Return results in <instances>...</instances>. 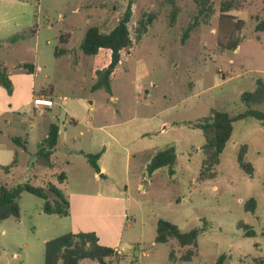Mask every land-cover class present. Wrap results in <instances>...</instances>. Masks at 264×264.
<instances>
[{
	"label": "rangeland",
	"instance_id": "374dc122",
	"mask_svg": "<svg viewBox=\"0 0 264 264\" xmlns=\"http://www.w3.org/2000/svg\"><path fill=\"white\" fill-rule=\"evenodd\" d=\"M224 1L209 0L208 17L198 0H0V63L15 72L34 64L36 96L43 88L40 98L53 102L50 111L36 108L34 120L43 126L28 147L36 171L13 180L0 173V184L29 182L47 191L50 183L70 205L68 216L46 214L43 199L22 192L20 217L0 221V264H44L46 242L80 232H93L118 251L109 264H216L223 254L224 264L264 261V124L234 122L217 175L205 181L199 179L205 138L191 128L212 110L244 112L242 94L264 82V32L256 30L264 0L241 2L220 23ZM130 2L132 47L121 53L112 94L93 91L95 72L109 64L110 52L87 56L81 43L90 27L109 32ZM140 21L149 26L139 35ZM12 36L20 37L13 45ZM252 107L264 110V103ZM49 121L61 129L52 166L35 155ZM244 145L252 178L238 164ZM170 147L177 155L174 175L167 167L149 174L153 156ZM99 152L106 172L96 174L85 155ZM251 198L256 210L247 212ZM48 200L54 205L56 197L49 193ZM159 220L182 232L203 230L191 261H181L190 246L155 241ZM240 224L255 236L246 237Z\"/></svg>",
	"mask_w": 264,
	"mask_h": 264
},
{
	"label": "trees",
	"instance_id": "16d2710c",
	"mask_svg": "<svg viewBox=\"0 0 264 264\" xmlns=\"http://www.w3.org/2000/svg\"><path fill=\"white\" fill-rule=\"evenodd\" d=\"M168 1L172 5L175 4V0ZM208 1L209 0H198V3L200 5V14L204 15L207 13L209 17V13L212 11V6H206ZM244 1L245 0L224 1L220 8V23L222 18L228 17L229 13L233 9H237L241 2ZM132 4L133 2L128 4L122 17L109 32L104 33L98 26H93L90 27L86 32L87 34H85L80 46L85 55L96 56L101 50L110 51L109 64L95 72L97 81L92 87L93 91L103 89L108 94H112L111 79L121 61V53L124 50H129L133 44L128 28V24L132 17ZM175 14L176 10L173 11L172 18L175 17ZM149 18V20L152 19V17ZM197 18L195 19V24H198ZM205 21L207 22L208 20L206 19ZM241 23L242 22L240 21V24ZM148 26V23L140 21L138 34L140 35L146 32ZM190 29L191 27H188L184 37L188 36ZM256 30L264 32V21L257 24ZM19 39L20 37L18 36H12L9 38V42L10 44H15ZM238 46L239 42L236 41L230 47L237 49ZM2 47L3 44L0 41V50ZM22 67L29 74L35 72L34 64H23ZM0 85L8 92H11L12 83L7 69L2 64H0ZM241 101L247 109L235 117L225 111L212 110L209 115L192 124L191 128L200 129L205 138V143L202 147L204 159L199 173L200 180H211L217 175L216 166L219 164L220 156L232 136L234 122L246 118H254L264 124V110L252 107L253 105L264 103V82L258 80L256 82L255 90L253 92L243 93ZM59 130L60 128L58 124L53 123L48 130V136L41 142L40 149L37 152V155L41 156L49 166H52L51 158L59 141ZM15 141L18 142V139H15ZM246 151L247 146L244 145L238 156V164L244 173L252 178L255 174V169L252 164L245 160ZM85 156L92 168L97 173L100 172L98 161L102 156V152L86 154ZM176 160L177 155L175 149L173 147L167 148L153 156L147 166V171L149 174H152L162 167H167L169 168V174L174 175ZM10 167L11 166L3 167V169L7 171ZM64 180L65 175L62 173L58 176V181L62 182ZM22 192H28L43 199L45 201L43 211L46 214H57L64 217L69 215L70 205L68 200L62 191L53 184L49 183L46 191L45 188L35 187L29 182L19 184L16 187L3 183L0 184V221L6 220L10 217H20V205L18 203ZM49 193L56 197L54 205L48 200ZM256 206L255 199L251 198L246 202L245 210L247 212H254ZM239 226L244 229V235L246 237L255 236L256 232H254L252 228L244 224H240ZM156 230L157 235L155 241L157 243H168L170 240L174 239L181 247H191L188 253L182 256L181 261H191L192 258L197 255L198 236L203 232L202 229H193L188 232H182L176 225L165 220H159ZM45 246L44 264H79L81 261H84V259L97 261L100 264H109L106 261L107 259L119 256V253L114 248L101 245L98 236L93 232L67 233L46 242ZM227 257L228 256L224 254L221 255L216 264H224ZM260 264H264V261H261Z\"/></svg>",
	"mask_w": 264,
	"mask_h": 264
},
{
	"label": "crops",
	"instance_id": "0c3cea01",
	"mask_svg": "<svg viewBox=\"0 0 264 264\" xmlns=\"http://www.w3.org/2000/svg\"><path fill=\"white\" fill-rule=\"evenodd\" d=\"M108 52L110 51L108 50ZM0 64L7 69L12 83L11 92H8L0 85V173L6 176L4 177L5 179L13 180L18 173H34L36 171L35 167L31 165L28 147L34 140L40 126L43 125L41 121L36 123L34 120L35 115L39 111L36 109L34 100L40 97L43 98L46 94L41 88L40 93L36 96V73H27L22 67L23 64L17 68L16 72L10 70L5 63ZM49 95L52 94L50 93ZM45 110L50 111L51 107H46ZM52 124L53 122L49 121L46 127L41 130V134L44 136L39 142L38 150L41 142L48 136V130ZM60 135L61 129L59 130V139ZM15 139H18V142ZM102 157L103 155L98 161L100 172H96V174L106 172L105 167L101 165ZM9 166L11 167L7 171L3 169V167ZM4 183L12 186L10 183Z\"/></svg>",
	"mask_w": 264,
	"mask_h": 264
},
{
	"label": "built area",
	"instance_id": "2783aa9c",
	"mask_svg": "<svg viewBox=\"0 0 264 264\" xmlns=\"http://www.w3.org/2000/svg\"><path fill=\"white\" fill-rule=\"evenodd\" d=\"M34 104H35L36 108H40L41 106L50 108V107H52L53 102H51V100H47V99L36 98L34 100Z\"/></svg>",
	"mask_w": 264,
	"mask_h": 264
},
{
	"label": "water",
	"instance_id": "95a60500",
	"mask_svg": "<svg viewBox=\"0 0 264 264\" xmlns=\"http://www.w3.org/2000/svg\"><path fill=\"white\" fill-rule=\"evenodd\" d=\"M100 177H105V175H103V174H100Z\"/></svg>",
	"mask_w": 264,
	"mask_h": 264
}]
</instances>
